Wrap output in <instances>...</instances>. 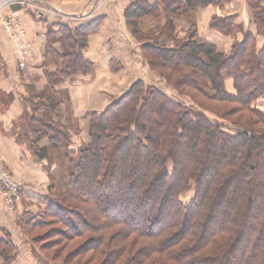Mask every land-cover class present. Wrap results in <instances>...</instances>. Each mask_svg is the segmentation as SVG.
I'll list each match as a JSON object with an SVG mask.
<instances>
[{
	"label": "trees",
	"instance_id": "obj_1",
	"mask_svg": "<svg viewBox=\"0 0 264 264\" xmlns=\"http://www.w3.org/2000/svg\"><path fill=\"white\" fill-rule=\"evenodd\" d=\"M150 2L131 0L127 25L176 96L137 81L87 117L89 141L73 149L70 131H81L70 108L66 119L57 112L69 100L54 89L93 71L81 52L98 27L64 31L67 51L46 53V65L62 60L59 69L47 72L48 89L30 98L40 123L28 124L32 148L41 137L64 148L62 176L52 186L54 202L39 221L24 223V232L48 264H264V112L256 105L264 101V45L246 32L225 54L198 39L194 21L185 39L177 37L178 19L225 0ZM250 2L264 35V7ZM162 14L157 31L139 28L144 17ZM230 27L226 19L212 21L219 32ZM36 154L47 158L39 148ZM19 255L5 233L0 264Z\"/></svg>",
	"mask_w": 264,
	"mask_h": 264
},
{
	"label": "crops",
	"instance_id": "obj_2",
	"mask_svg": "<svg viewBox=\"0 0 264 264\" xmlns=\"http://www.w3.org/2000/svg\"><path fill=\"white\" fill-rule=\"evenodd\" d=\"M149 1L150 5L161 3V0ZM130 2L21 0L4 8L3 0H0V9L3 8L0 23L12 11L20 12L28 33L27 41L31 43L26 67L20 68L17 43L0 25V160L15 179L24 184L22 192L14 199L13 207L6 204L4 192L0 189V238L5 233L10 235L15 247H34L24 232L23 224L41 219L46 208L54 202L52 186H58L62 176L64 148L52 146L48 137L35 139L32 148L34 144L28 124L31 119L40 123V118L34 116L30 98L48 89L47 72L59 69L62 60L46 65V53L48 50L59 54L67 51L64 31L86 25L98 27L89 35L88 46L81 52L84 60L93 65V71L78 73L54 89L58 96L69 100V103L61 102L57 112L66 119L70 108L81 131H70L73 149L77 150L89 141L87 117L106 110L137 81L173 92L157 74L151 72L139 42L127 27L125 10ZM250 3V0H225L220 6L197 8L192 21L196 22L198 39L210 42L220 52L229 54L234 44L243 41L246 32H251L257 37L260 48L263 47L264 35L259 33L254 22ZM261 3L264 7V0ZM214 18L226 19L227 25H231L230 31L212 29ZM188 22L181 21L183 24L178 25L188 28ZM226 88L235 94L232 79L226 81ZM37 148L46 151L47 158H38Z\"/></svg>",
	"mask_w": 264,
	"mask_h": 264
},
{
	"label": "built area",
	"instance_id": "obj_3",
	"mask_svg": "<svg viewBox=\"0 0 264 264\" xmlns=\"http://www.w3.org/2000/svg\"><path fill=\"white\" fill-rule=\"evenodd\" d=\"M21 2V0H10L4 4L3 7H9V4ZM3 8L0 9V11ZM20 12L12 11L8 16L1 19L0 25L4 29L5 33L15 43H17L19 51V66L25 68L31 49V43L27 41L28 33L24 27ZM24 184L16 180L7 169L6 165L0 160V189L4 192L5 202L9 207H13L14 199L22 192Z\"/></svg>",
	"mask_w": 264,
	"mask_h": 264
},
{
	"label": "rangeland",
	"instance_id": "obj_4",
	"mask_svg": "<svg viewBox=\"0 0 264 264\" xmlns=\"http://www.w3.org/2000/svg\"><path fill=\"white\" fill-rule=\"evenodd\" d=\"M10 0H3V3L6 4L8 3ZM166 20L165 16L162 14V16L160 17H154V16H147V17H144L143 20H141L140 22V26L139 28L144 31L145 33L146 32H150L152 30L154 31H157L158 30V27L160 25H162L164 23V21ZM181 21H187L188 22V19L185 18V17H182L180 19H178V24H183L181 23ZM177 22V21H176ZM189 22H193L192 19L189 20ZM128 27V25H127ZM129 29V28H128ZM188 30H189V27H185V26H181V25H178L177 26V31H176V35L179 39L183 40L187 37V34H188ZM130 31V30H129ZM131 32V31H130ZM132 34V32H131ZM133 35V34H132ZM134 37V36H133ZM135 38V37H134ZM136 39V38H135ZM144 40H149V38H144ZM142 40V41H144ZM171 46L174 45L173 41H170L169 42ZM140 44V42H139ZM140 48H141V44H140ZM142 52V51H141ZM147 61V60H146ZM148 63V62H147ZM149 66V64H148ZM150 68V67H149ZM151 70V69H150ZM152 73H155L157 74L162 80L163 78L156 72H153L151 70ZM233 80V79H232ZM164 91V90H163ZM166 91V90H165ZM164 91V92H165ZM174 92V90H172ZM167 94L169 96H172L173 97V92H169V91H166ZM176 94V93H175ZM189 101V99H188ZM256 105L258 106V109H260L261 111L264 112V101L263 100H259L257 101ZM56 133V132H54ZM52 134L53 136H55L56 134ZM221 155H223L224 157H227V154L221 150ZM4 163V162H3ZM5 164V163H4ZM209 172V170L207 171V173ZM11 173V172H10ZM12 175V173H11ZM13 176V175H12ZM14 177V176H13ZM15 178V177H14ZM17 180V179H16ZM193 197V193L190 192V193H186L184 194L181 199L183 202H188L191 198ZM226 202L229 203V202H232L231 198L228 197L226 199ZM233 203V202H232ZM242 247H244V245H242ZM18 250L20 252V255L18 257V260L14 263V264H48L46 261L42 260L38 255V252L36 250H33V247H18ZM52 254V253H51ZM49 254V255H51Z\"/></svg>",
	"mask_w": 264,
	"mask_h": 264
}]
</instances>
